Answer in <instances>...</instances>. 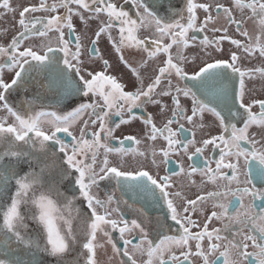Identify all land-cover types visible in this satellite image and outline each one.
<instances>
[{"label": "snow or ice", "instance_id": "1", "mask_svg": "<svg viewBox=\"0 0 264 264\" xmlns=\"http://www.w3.org/2000/svg\"><path fill=\"white\" fill-rule=\"evenodd\" d=\"M0 264H264V0H0Z\"/></svg>", "mask_w": 264, "mask_h": 264}, {"label": "flooded vegetation", "instance_id": "2", "mask_svg": "<svg viewBox=\"0 0 264 264\" xmlns=\"http://www.w3.org/2000/svg\"><path fill=\"white\" fill-rule=\"evenodd\" d=\"M102 46H106V45H102ZM112 59H113V62H114V58H112ZM122 71H124L122 67L117 69V72H122ZM149 111H154V109L149 108ZM207 119L210 121L212 119V117L208 116ZM139 127H140V125L138 123L133 125L134 129H138ZM61 135H62V138H63V134H61ZM117 135H120V133L117 132ZM197 138H199V134H198ZM113 143L115 144L116 142L113 141ZM205 155H208V153H206ZM217 155H218V153H217ZM175 160H176V158H173V163L169 165L170 168L171 167H175ZM201 163H202V160H201ZM105 187H106V182H103L101 184V189H100V195L101 196H103V191L105 190ZM259 203L260 202L257 201V204H259ZM147 211L149 212L150 215H153V216L158 214V210H156V209L149 208V209H147Z\"/></svg>", "mask_w": 264, "mask_h": 264}]
</instances>
